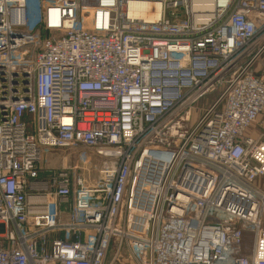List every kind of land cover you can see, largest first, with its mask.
Listing matches in <instances>:
<instances>
[{
	"label": "built area",
	"instance_id": "obj_1",
	"mask_svg": "<svg viewBox=\"0 0 264 264\" xmlns=\"http://www.w3.org/2000/svg\"><path fill=\"white\" fill-rule=\"evenodd\" d=\"M261 178L264 0H0V264H264Z\"/></svg>",
	"mask_w": 264,
	"mask_h": 264
},
{
	"label": "rangeland",
	"instance_id": "obj_2",
	"mask_svg": "<svg viewBox=\"0 0 264 264\" xmlns=\"http://www.w3.org/2000/svg\"><path fill=\"white\" fill-rule=\"evenodd\" d=\"M219 93L220 91L208 95L204 99L200 100L196 104V107H198V109H204L210 106L216 101ZM197 113L199 112L197 111ZM42 160L45 167L50 169L59 170L62 167L72 169L73 176L82 177L86 183H88V181L92 182L96 179L97 163L99 162V159L90 151L81 149L74 151L50 149L43 153ZM254 184L259 187L261 191H264V178L257 180ZM251 243L252 234L248 229H246L242 245L245 253H248L247 251L250 249Z\"/></svg>",
	"mask_w": 264,
	"mask_h": 264
},
{
	"label": "bare ground",
	"instance_id": "obj_3",
	"mask_svg": "<svg viewBox=\"0 0 264 264\" xmlns=\"http://www.w3.org/2000/svg\"><path fill=\"white\" fill-rule=\"evenodd\" d=\"M130 6H131V4H130ZM157 6V13H158V10H159V6H158V4L156 5ZM134 7H137V8H139L138 10H137V12L136 11H132V12H130V14L131 15H133V16H138V17H141V18H144V19H146L147 17H148V15H147V9L149 8V5H147V4H132V7H131V10H133L134 9ZM157 13H155V15L157 14Z\"/></svg>",
	"mask_w": 264,
	"mask_h": 264
}]
</instances>
